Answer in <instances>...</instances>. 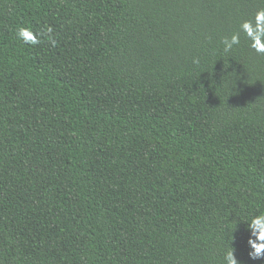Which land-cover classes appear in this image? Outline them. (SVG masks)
I'll list each match as a JSON object with an SVG mask.
<instances>
[{"label":"trees","instance_id":"16d2710c","mask_svg":"<svg viewBox=\"0 0 264 264\" xmlns=\"http://www.w3.org/2000/svg\"><path fill=\"white\" fill-rule=\"evenodd\" d=\"M262 7L0 0V264H264V55L222 43Z\"/></svg>","mask_w":264,"mask_h":264},{"label":"clouds","instance_id":"9594fccd","mask_svg":"<svg viewBox=\"0 0 264 264\" xmlns=\"http://www.w3.org/2000/svg\"><path fill=\"white\" fill-rule=\"evenodd\" d=\"M52 32L53 28L47 26L46 33L51 34ZM44 35L45 32L34 31L31 27L25 25H20L15 30L16 38L26 45L34 46L41 43V37ZM242 36L249 48L257 54L264 55V7L259 8L252 18L243 19L239 23L238 29L223 39V51L229 53L235 46H239ZM49 39L53 44L56 43L55 39H52L50 35ZM198 62V60H194V63ZM245 222L250 233L247 240L250 260L264 259V213L253 215ZM224 264H241V261L235 256L234 247L231 246L226 251Z\"/></svg>","mask_w":264,"mask_h":264}]
</instances>
